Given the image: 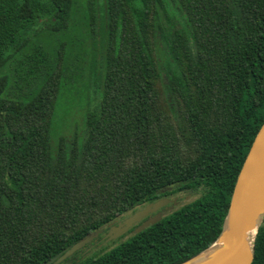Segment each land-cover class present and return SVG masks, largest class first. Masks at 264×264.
Wrapping results in <instances>:
<instances>
[{
	"label": "trees",
	"instance_id": "1",
	"mask_svg": "<svg viewBox=\"0 0 264 264\" xmlns=\"http://www.w3.org/2000/svg\"><path fill=\"white\" fill-rule=\"evenodd\" d=\"M263 122L264 0H0V264L178 193L197 196L59 264L188 260L220 234ZM253 248L264 264V221Z\"/></svg>",
	"mask_w": 264,
	"mask_h": 264
},
{
	"label": "water",
	"instance_id": "2",
	"mask_svg": "<svg viewBox=\"0 0 264 264\" xmlns=\"http://www.w3.org/2000/svg\"><path fill=\"white\" fill-rule=\"evenodd\" d=\"M171 201L173 205L177 204L176 199L171 200L167 197L150 202L116 224H109L104 234L103 228L89 232L69 248L65 249L64 252L53 256L41 264H59L100 235H102L100 243L116 240L124 235L135 223L140 222L143 217ZM161 218L162 213L158 212L141 222L131 233H138ZM263 221L264 122L257 131L236 177L220 234L210 246L180 264H252L255 235ZM215 243H219L220 247L213 255L196 261L203 252Z\"/></svg>",
	"mask_w": 264,
	"mask_h": 264
},
{
	"label": "rangeland",
	"instance_id": "3",
	"mask_svg": "<svg viewBox=\"0 0 264 264\" xmlns=\"http://www.w3.org/2000/svg\"><path fill=\"white\" fill-rule=\"evenodd\" d=\"M75 39L77 40V41H73L74 47L76 48V50L74 51L75 57L77 56L78 59H80L84 63H82V62L77 63L74 67L76 70L79 69L81 71L82 70L86 71L88 73V75L91 74V77H92L91 79H94L95 74H96V70L93 67V64H91V57L88 54V47H86L84 44H82V42H81L82 38H80L79 36H77ZM73 92H74L73 94L76 95L75 89L73 90ZM65 117L67 118V120H65V121L63 120V123L68 125V129H71V132H72V129H74V127H76L75 125H73L74 120H76V122H78V124L81 126L80 123L82 121V114L81 113L79 114L75 108L72 109V111L69 113V115H65ZM68 129L65 131V133L66 132L68 133ZM52 139L54 140L53 134H52ZM196 196L197 195L194 194L193 196H190L189 199L180 201V203H178L177 205H179V204L181 205L187 201H190V200L194 199ZM126 237H127V235L121 239H118L117 241L118 242L122 241Z\"/></svg>",
	"mask_w": 264,
	"mask_h": 264
},
{
	"label": "flooded vegetation",
	"instance_id": "4",
	"mask_svg": "<svg viewBox=\"0 0 264 264\" xmlns=\"http://www.w3.org/2000/svg\"><path fill=\"white\" fill-rule=\"evenodd\" d=\"M188 193H189V192H188ZM166 197H167V196H166ZM189 197H190L189 195H185V197H183V195H182L181 193H178V194H175V195L169 196V197H167V198H169V199H171V200L176 199L177 204H178L183 198H184V199H188ZM177 204L173 205V202L171 201V202L167 203L166 205H164L163 207H160V208L157 209L156 211H154V212H152V213H149L147 216L143 217V218L141 219L140 222L135 223L132 227H130V229H129L124 235L120 236L119 238H122L123 236L127 235L130 231H132V230H133L136 226H138L141 222L145 221V220L148 219L149 217L154 216L156 213L161 212V213H162V216L165 215V213H166L168 210L172 209V208H173L174 206H176ZM145 205H146V204H145ZM145 205H143V206L140 207V208H143ZM172 205H173V207H171ZM140 208H139V209H140ZM132 213H133V212H132ZM128 215H129V214H128ZM128 215H126V216H128ZM126 216L121 217L120 219H118L117 221H115V222H113V223H111V224H116L118 221L123 220ZM107 229H108V227L103 231V234L107 231ZM101 236H102V235H100L99 238L96 239V240L93 242V243H95V245H97L96 243H98V242L100 241Z\"/></svg>",
	"mask_w": 264,
	"mask_h": 264
},
{
	"label": "bare ground",
	"instance_id": "5",
	"mask_svg": "<svg viewBox=\"0 0 264 264\" xmlns=\"http://www.w3.org/2000/svg\"><path fill=\"white\" fill-rule=\"evenodd\" d=\"M219 247H220L219 243L213 244L205 252H203L196 261H200V260L206 259L209 256L213 255L219 249Z\"/></svg>",
	"mask_w": 264,
	"mask_h": 264
}]
</instances>
